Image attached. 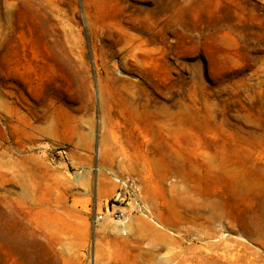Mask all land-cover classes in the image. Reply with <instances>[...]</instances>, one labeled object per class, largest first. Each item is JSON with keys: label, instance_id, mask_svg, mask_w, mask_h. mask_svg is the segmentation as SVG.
Instances as JSON below:
<instances>
[{"label": "rangeland", "instance_id": "obj_1", "mask_svg": "<svg viewBox=\"0 0 264 264\" xmlns=\"http://www.w3.org/2000/svg\"><path fill=\"white\" fill-rule=\"evenodd\" d=\"M0 264H264V0H0Z\"/></svg>", "mask_w": 264, "mask_h": 264}, {"label": "built area", "instance_id": "obj_2", "mask_svg": "<svg viewBox=\"0 0 264 264\" xmlns=\"http://www.w3.org/2000/svg\"><path fill=\"white\" fill-rule=\"evenodd\" d=\"M117 182H119L120 184H122L123 186H127L128 183L126 182V180L120 179V178H115ZM114 202L112 203V208L111 210H109L107 208V216L111 219L114 220H118L124 217L125 212L122 211L120 208L117 207L118 201H120L119 196H116L113 198ZM103 217V214H99L98 215V219H101Z\"/></svg>", "mask_w": 264, "mask_h": 264}, {"label": "bare ground", "instance_id": "obj_3", "mask_svg": "<svg viewBox=\"0 0 264 264\" xmlns=\"http://www.w3.org/2000/svg\"><path fill=\"white\" fill-rule=\"evenodd\" d=\"M150 100V99H149ZM103 148V147H102Z\"/></svg>", "mask_w": 264, "mask_h": 264}]
</instances>
